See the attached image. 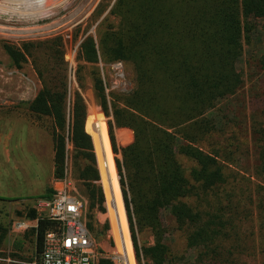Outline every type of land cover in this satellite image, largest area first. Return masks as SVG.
Listing matches in <instances>:
<instances>
[{
  "label": "trees",
  "instance_id": "16d2710c",
  "mask_svg": "<svg viewBox=\"0 0 264 264\" xmlns=\"http://www.w3.org/2000/svg\"><path fill=\"white\" fill-rule=\"evenodd\" d=\"M107 7L96 37L87 34L79 43L73 93L61 37L3 43L12 64L29 61L40 82L27 109L52 138L54 176L69 169L87 201L89 230L100 234L108 229L107 222L100 228L94 215L105 211L104 198L111 226L95 138L78 88L81 70L87 68L102 113L108 115L97 62L121 59L131 67L133 88L111 94L112 121L105 134L132 264L125 213L137 264L172 259L169 223L188 253L179 258L183 264H264V126L251 125L252 181L230 167L248 139L244 142L220 115L218 105L242 86L236 63L244 40L257 30L252 20L264 18V0H106L93 17ZM120 128L132 131L130 142L117 143L114 132ZM109 143L120 154L114 163ZM52 225L39 219L24 233L34 236L37 258ZM0 230L1 240L7 228ZM144 230L151 242L140 245L137 233ZM14 247L20 250L21 241H14ZM98 264L113 263L99 258Z\"/></svg>",
  "mask_w": 264,
  "mask_h": 264
},
{
  "label": "rangeland",
  "instance_id": "374dc122",
  "mask_svg": "<svg viewBox=\"0 0 264 264\" xmlns=\"http://www.w3.org/2000/svg\"><path fill=\"white\" fill-rule=\"evenodd\" d=\"M86 1L91 2L93 0H86ZM86 1H84V3ZM105 2L106 0H98L95 6L93 7L90 15L88 16L86 22L80 23V26H78L77 28L79 29L77 40L81 37L80 39L81 42V40L87 34H91L94 38L96 37L97 26L100 20L102 19V17H104L107 14L109 7H107L105 11H103L98 18H95L93 16L95 11L98 8H100V6ZM109 18L112 22H117L118 20V18L113 15H111ZM252 21L257 26V30L249 37V40L247 42L246 40H244L243 54L236 63L237 69L242 74V78H243L242 86L233 95L228 96L223 100H221L218 105L220 108V115H223L224 118L229 120V124L234 125V128H236L237 131H239V136L240 135L243 136L244 142H245V138L248 139V145L246 143V145H243L239 149L242 153L241 152L236 153L233 156V161H232L233 163L230 164V167L233 169L234 172L246 176L244 178L250 177L251 180L254 181L253 172H254V165L256 162L255 160L256 153L253 150L252 146L250 145V142L251 143L254 142L255 139H251L250 137L253 135L252 132L253 128L251 126L252 123L260 122V124H257L256 127L264 126V29L261 28V26L264 24V18L261 17L254 18ZM3 43L4 41L0 40V96L1 97L6 96L12 98L15 97V95L17 94H22L24 95L25 100H27L31 98L38 91L40 87V82L29 61L22 63L20 67H16L15 65L12 64L7 53L3 49ZM67 46L68 44L66 45V48ZM99 61L102 62L103 64H106L113 60L104 61L99 58L98 62ZM98 69L103 84L101 69L99 65H98ZM80 74H81L80 82L82 83V86L79 87L78 89L80 90L81 95L83 96V99L86 103L87 116L89 115V122H88L89 130L91 131V133L95 138L96 150L94 144L93 146L96 155L97 166H98V158H99V167L102 174V183L107 195V203H108L109 215L111 220V226H110V221L107 215V204L104 198L105 211L104 212L99 211L97 213L96 220L100 228H103L104 224L107 222L108 229H105L104 232L100 234H98L95 230H90V233L94 237L100 252H102L103 254H109L110 251H116V253L120 255L119 260H117L114 264H132L127 235L124 229L118 197L115 189L114 175L112 171V162H111L108 144L106 140V134H105V127H106V133L108 137V121L109 120L112 121L111 105H110V98L112 96L111 94L112 93L126 94L129 93L133 88L131 67L126 64V76H127V82L129 84L127 90L125 92L118 90L111 91L109 92V99L106 98L108 103V111H109L108 115L102 113V110L98 104V101L95 96V91L93 88L92 77L90 75L89 70L87 68H82ZM105 77H106V73H105ZM75 88H76V84L74 82H71L70 90H69L70 93H73ZM22 106L24 109H27V103L26 104L24 103ZM30 119L36 121L35 118H33V116H30ZM94 119L99 121L98 122L100 126L99 131H94L91 129L90 124L91 121ZM122 130H127V133L125 132L126 133L125 134L124 132H122ZM114 133L118 144H121V142H130L132 140V131L129 128H124V129L122 128L117 130L115 129ZM32 134L35 135V132H32ZM255 135L257 137L256 133ZM126 136H128L129 138L126 139ZM217 141L219 143L222 142L219 140ZM109 148L114 163V158L120 157V154L119 153L115 154L114 152H112L110 143H109ZM35 157L36 156L34 154L32 155L31 151L26 148L25 144L24 146H22V148L14 149L10 152V158L22 161L24 164L23 166L24 170L28 172L32 170V168L30 167V160H33V158ZM42 159L43 161H46L45 157ZM10 179L12 178L0 177V226L7 228L4 237L0 240V258L8 256L10 258H17V259H31L35 256L34 236L31 234L23 235L24 231L20 233H15L11 227L13 221L18 219L22 220L24 218L28 219L31 218L32 215H34L33 208L31 207V201H30L31 198H28L26 200L21 198L17 199L18 203L8 206V202L5 199H8L10 197H8V194L6 190H4V187L8 182L12 181ZM117 181H118V175H117ZM119 191H120V186H119ZM22 197H26V196L23 195ZM27 197H31V196H27ZM22 200H24L23 203H20ZM122 205H123V201H122ZM85 214L87 218V207ZM125 219H126L128 236L132 248L134 262L135 264H137L134 255V249L130 238L126 213H125ZM172 227L173 226H171L169 223L168 230L170 234L168 236L170 243L168 244V246L170 248V255L173 257L166 264H183L182 263L183 260L182 259L179 260V258H182L183 254H184L183 258H187L188 253H184L182 247L177 242L176 239L177 232L175 231V229L173 230ZM1 232L2 231L0 230V234ZM137 237L140 245L149 244L151 242V236L149 232L146 230H144L143 232H138ZM16 240L21 241L20 250L14 247V241ZM13 253L16 255H12ZM143 263H145V260H143ZM0 264H13V263L0 259Z\"/></svg>",
  "mask_w": 264,
  "mask_h": 264
},
{
  "label": "built area",
  "instance_id": "2783aa9c",
  "mask_svg": "<svg viewBox=\"0 0 264 264\" xmlns=\"http://www.w3.org/2000/svg\"><path fill=\"white\" fill-rule=\"evenodd\" d=\"M0 0V40L19 45L59 36L65 46L69 83L74 81L75 56L81 37L73 41L80 23H85L98 0ZM68 44L67 48L66 45ZM106 98L109 92H125L128 87L126 64L121 59L103 64L98 62ZM106 73V77H105ZM98 120L91 121V129L98 130ZM99 169V168H98ZM51 194L31 199L36 224L39 219L53 222L43 236L40 256L31 259L1 257L13 264H98L106 258L113 264L119 260L116 251L100 252L87 227L86 198L78 190L75 179L66 168L62 177L51 181ZM33 226L29 219L15 220L11 227L15 233ZM121 260V259H120Z\"/></svg>",
  "mask_w": 264,
  "mask_h": 264
},
{
  "label": "crops",
  "instance_id": "0c3cea01",
  "mask_svg": "<svg viewBox=\"0 0 264 264\" xmlns=\"http://www.w3.org/2000/svg\"><path fill=\"white\" fill-rule=\"evenodd\" d=\"M35 94L27 100L22 94H17L12 98L0 96V177L12 178L10 179L12 181L4 187L10 197L5 199L8 206L18 203L17 199L26 200L48 196L52 191L51 181L54 178L52 138L45 127L30 119V112L22 106L28 103ZM32 132H35V135ZM122 132L127 133V130H122ZM128 138L126 136V139ZM24 144L31 154L36 156L30 160L32 170L29 172L24 170L22 161L10 158V152L22 148ZM44 157L47 162L43 161ZM23 195L26 197H22ZM97 213L98 211L94 214L96 219ZM28 219L32 221L33 226L36 224L35 217Z\"/></svg>",
  "mask_w": 264,
  "mask_h": 264
},
{
  "label": "bare ground",
  "instance_id": "6f19581e",
  "mask_svg": "<svg viewBox=\"0 0 264 264\" xmlns=\"http://www.w3.org/2000/svg\"><path fill=\"white\" fill-rule=\"evenodd\" d=\"M97 126H98V130H97V131H99V129H100L99 123H98V125H97Z\"/></svg>",
  "mask_w": 264,
  "mask_h": 264
}]
</instances>
